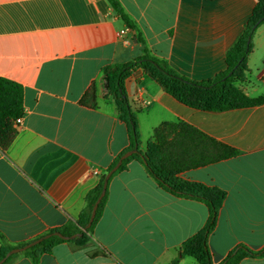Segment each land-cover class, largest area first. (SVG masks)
I'll list each match as a JSON object with an SVG mask.
<instances>
[{
    "label": "crops",
    "instance_id": "1",
    "mask_svg": "<svg viewBox=\"0 0 264 264\" xmlns=\"http://www.w3.org/2000/svg\"><path fill=\"white\" fill-rule=\"evenodd\" d=\"M118 1L150 53L197 83L226 70V54L257 4ZM252 43L239 88L256 101L264 99V24ZM142 56L135 33L107 0H0V77L23 87L25 107L16 138L0 150V247L30 242L79 220L89 193L131 145L105 69ZM125 91L141 152L164 124L192 127L238 152L176 176L225 194L209 238L214 264L241 246L264 249V103L223 112L194 109L142 69L125 81ZM106 194L91 240L85 246L59 244L39 264H200L182 258L181 247L205 227V203L171 194L138 159L110 179ZM11 264L34 263L21 254ZM239 264H264V257H245Z\"/></svg>",
    "mask_w": 264,
    "mask_h": 264
},
{
    "label": "trees",
    "instance_id": "2",
    "mask_svg": "<svg viewBox=\"0 0 264 264\" xmlns=\"http://www.w3.org/2000/svg\"><path fill=\"white\" fill-rule=\"evenodd\" d=\"M107 1L117 16L135 33L136 42L143 47L142 57L127 64L111 65L105 69L104 73L109 84L110 94L119 108L121 120L128 128L131 145L127 152L133 150L136 145L138 146V152L124 160L113 176L125 170L129 162L138 159L158 184L171 194L205 203L209 209V219L201 231L183 243L181 256L182 258L193 257L200 264H214L209 249V238L217 228L225 194L218 189H211L199 183L186 182L176 176L189 169L205 167L236 157L238 152L192 127L178 124H164L158 128L155 131L154 141L148 145L147 152H141L136 116L131 110L126 95L125 81L134 70L142 69L165 92L181 103L202 111L223 112L264 103V99L250 100L236 86L237 80L240 83L245 80L247 59L253 50V36L256 30L264 24V0H257L254 12L245 25L243 33L227 52L226 70L215 79L201 83L179 76L166 61L153 56L148 50L135 22L130 19L120 2L118 0ZM24 115L23 87L0 77V150L4 151L10 147L18 133L15 122ZM120 158L121 156L114 162L108 172L116 166ZM104 179L105 176L102 178L99 187L89 193L87 206L81 212L79 220L75 224L51 231L48 234L59 232L65 237L82 234L80 238L72 241L85 246L91 240V234L103 213L107 200L106 194L99 205L94 223L90 229L86 230L92 208L102 193ZM33 241L17 246L0 247V261L13 249L22 248ZM66 242L69 241L53 236L22 253V255L30 258L34 264H39L42 256L50 254L57 245ZM20 255L15 254L9 257L4 264H11ZM245 257L263 258L264 249L254 252L244 246L238 247L222 264H239ZM178 263L179 261H176L173 264Z\"/></svg>",
    "mask_w": 264,
    "mask_h": 264
},
{
    "label": "water",
    "instance_id": "3",
    "mask_svg": "<svg viewBox=\"0 0 264 264\" xmlns=\"http://www.w3.org/2000/svg\"><path fill=\"white\" fill-rule=\"evenodd\" d=\"M137 152H138V146L136 145L133 150L128 151L124 155H122L120 160L116 164V166L110 172H108L107 175L105 176L102 193H101V195L99 196V198L97 199V201L95 202V204H94V206L92 208L90 220H89V223H88V225L86 227V230L90 229L92 224L95 221L99 205H100V203L102 202L103 198L106 195L107 187H108V184H109V181H110L112 175L121 167V165H122L124 160H126L129 157L133 156ZM53 236L59 237L60 239H63L65 241H72V240H75L77 238H80L82 236V234H76V235H73L72 237H65L59 232H55V233H52V234L45 235L43 237H40V238L34 240L33 242L29 243L28 245H26V246H24L22 248L13 249L12 251H10L6 255V257L4 259H2L0 261V264H4L9 257H11V256H13L15 254H22V253L26 252L27 250L31 249L32 247H35V246L39 245L43 241H45V240H47V239H49V238H51Z\"/></svg>",
    "mask_w": 264,
    "mask_h": 264
},
{
    "label": "built area",
    "instance_id": "4",
    "mask_svg": "<svg viewBox=\"0 0 264 264\" xmlns=\"http://www.w3.org/2000/svg\"><path fill=\"white\" fill-rule=\"evenodd\" d=\"M127 32H122V34H126ZM22 121H23V117L16 120L15 125L17 128L22 124Z\"/></svg>",
    "mask_w": 264,
    "mask_h": 264
},
{
    "label": "rangeland",
    "instance_id": "5",
    "mask_svg": "<svg viewBox=\"0 0 264 264\" xmlns=\"http://www.w3.org/2000/svg\"><path fill=\"white\" fill-rule=\"evenodd\" d=\"M239 84H240V82H238V80H237V81H236V86L239 87ZM107 90H108V92L110 93V88H109V84H108V82H107Z\"/></svg>",
    "mask_w": 264,
    "mask_h": 264
}]
</instances>
